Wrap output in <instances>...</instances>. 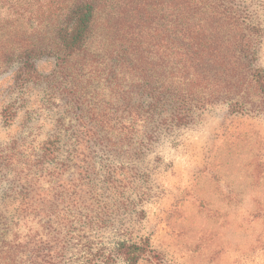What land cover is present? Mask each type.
Returning <instances> with one entry per match:
<instances>
[{"label": "trees", "instance_id": "1", "mask_svg": "<svg viewBox=\"0 0 264 264\" xmlns=\"http://www.w3.org/2000/svg\"><path fill=\"white\" fill-rule=\"evenodd\" d=\"M115 1L124 5L118 15L105 12L108 0H71L55 26L56 45L24 49L16 81L31 77L33 57L55 56L52 75L74 123L38 153L23 143L0 149V175L17 202L9 217L0 215V264H162L147 238L105 236L126 210L144 216L143 196L124 198L116 184L119 169L109 164L101 165L96 180L91 161L117 158L125 144L139 156L163 132L193 123L196 111L227 105L264 115L258 64L264 31L247 6L235 0ZM94 82L107 98L101 109L80 97ZM3 120L10 124V114ZM71 167L63 187L70 192L54 193L51 184ZM34 220L43 233L27 224Z\"/></svg>", "mask_w": 264, "mask_h": 264}, {"label": "rangeland", "instance_id": "2", "mask_svg": "<svg viewBox=\"0 0 264 264\" xmlns=\"http://www.w3.org/2000/svg\"><path fill=\"white\" fill-rule=\"evenodd\" d=\"M235 1L248 7L264 31V0ZM70 4L71 0H0V149L23 143L38 153L44 142L74 123L52 75L55 56L47 52L33 57L34 71L24 84L14 78L25 48L56 45L55 26ZM116 4L108 0L105 12L120 14L124 5ZM258 56L264 70V37ZM103 93L94 82L80 97L101 109L107 99ZM4 112L10 114L8 125ZM64 157L63 152L56 161L60 164ZM91 162L96 180L103 176L101 165L109 164L119 169L116 184L124 198L143 196L139 207L144 216L126 210L106 237L147 238L162 264H264L263 114L231 111L227 105L196 111L193 123L163 132L139 156L134 145L125 144L117 158ZM74 170L66 168L56 178L51 184L54 193L70 192L63 187ZM97 188L101 191V182ZM7 192V181L0 175V215L9 217L17 202ZM27 224L43 233L35 220ZM20 226L23 232L27 229ZM15 231L17 227L7 236Z\"/></svg>", "mask_w": 264, "mask_h": 264}]
</instances>
